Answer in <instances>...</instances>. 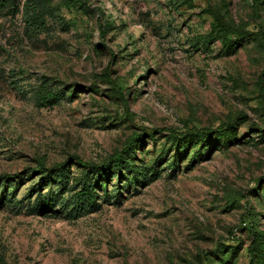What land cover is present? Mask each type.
I'll return each instance as SVG.
<instances>
[{
    "label": "rangeland",
    "instance_id": "rangeland-1",
    "mask_svg": "<svg viewBox=\"0 0 264 264\" xmlns=\"http://www.w3.org/2000/svg\"><path fill=\"white\" fill-rule=\"evenodd\" d=\"M17 3L0 15V177L20 175L0 181V264H264V0ZM210 9L252 35L208 44Z\"/></svg>",
    "mask_w": 264,
    "mask_h": 264
},
{
    "label": "trees",
    "instance_id": "trees-1",
    "mask_svg": "<svg viewBox=\"0 0 264 264\" xmlns=\"http://www.w3.org/2000/svg\"><path fill=\"white\" fill-rule=\"evenodd\" d=\"M65 1L68 5H72L74 3L80 2V0H65ZM189 1H193V0H189ZM209 12L215 19V25L213 27L209 39L207 40L208 44L213 39L216 40L220 39L222 44L227 43L229 47L235 48V46H239L242 41L248 39V37L252 35L250 32L245 31L243 29L234 28L229 22H226L218 12L214 11L213 9H210ZM18 13H19V6L17 0H0V15L6 14L14 17ZM112 89L116 95H121L119 88L115 84L113 85ZM42 95L43 97H40L41 106L52 105L57 100H59L58 97L59 94L57 93H51L49 91H45ZM227 125L229 126V124ZM227 125L226 124L222 125L218 130H216V133L222 134L223 128ZM150 132L152 133V131ZM151 133L147 132V135H151ZM212 133H214V131H212L211 129H204V128L194 129L186 133H181L180 135H174V138L180 141L181 143H183V145H185L187 143V140L192 137L201 141L205 138H208V140H210L212 138ZM117 157L115 156L113 158V162H114V166L117 169H119L120 160L117 159ZM65 168H66V164L63 163L59 166L53 167L52 169H45L39 173L41 174V180H43V183H48L53 175L62 177L64 175ZM94 170H96V173L99 176H104L108 171L107 167H97ZM19 178L20 175L18 174L3 175L0 177V181L4 180L3 182L10 183L12 181L13 182L16 181ZM77 195L79 196V201H78L79 208H87L92 211H97L99 209L100 205L97 201V195L95 192L94 185L88 177L83 178L82 186L80 188V191H78ZM250 256L251 258L255 257L254 254L253 255L250 254Z\"/></svg>",
    "mask_w": 264,
    "mask_h": 264
}]
</instances>
